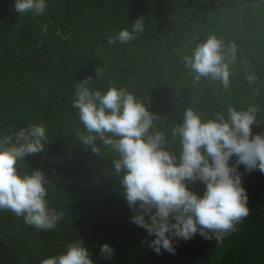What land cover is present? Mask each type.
Instances as JSON below:
<instances>
[{
    "label": "trees",
    "instance_id": "obj_1",
    "mask_svg": "<svg viewBox=\"0 0 264 264\" xmlns=\"http://www.w3.org/2000/svg\"><path fill=\"white\" fill-rule=\"evenodd\" d=\"M138 19L144 27L134 39L109 43ZM210 36L226 53L235 45L227 88L210 77L194 82L185 67L184 58ZM85 82L102 94L123 88L142 101L158 116L154 130L170 151H179L171 130L187 109L208 120L226 118L229 107L254 106L251 132L264 136V0H47L39 16L0 0V138L34 124L46 128L43 151L17 161V170L44 173L48 205L62 216L54 229L41 230L0 210V264H41L76 240L94 264H264V173L242 165L250 212L237 231L220 244L199 234L176 241L175 254L148 247L152 237L131 222L113 172L117 153L99 139L93 153L79 138L85 130L72 103ZM188 187L202 192L198 182ZM103 244L114 249L109 259Z\"/></svg>",
    "mask_w": 264,
    "mask_h": 264
},
{
    "label": "clouds",
    "instance_id": "obj_2",
    "mask_svg": "<svg viewBox=\"0 0 264 264\" xmlns=\"http://www.w3.org/2000/svg\"><path fill=\"white\" fill-rule=\"evenodd\" d=\"M46 7L47 0H14L19 14L39 16ZM143 27V19H138L131 31L122 29L109 43L130 41ZM224 47L223 41L210 36L184 58L185 67L194 73V82L210 77L225 88L229 86L227 56L235 55V45H229L227 53ZM72 106L85 130L79 136L81 142L99 154L95 143L99 139L117 153L113 172L120 178L126 203L133 211L131 222L152 237L147 244L155 254H175L176 241H187L197 234L220 244L248 217V195L238 166H244L245 172L258 169L264 173V136L251 132L256 121L254 106L246 110L229 107L226 118L219 115L208 120L187 109L181 124L171 130L173 140L179 141L178 152L170 151L167 137L154 130L158 116L123 88L111 87L102 94L90 89L87 82L79 84ZM46 139L42 124L21 128L14 137L0 138V210L22 216L27 224L41 230L54 229L62 216L48 205L44 173L34 170L21 175L17 161L42 152ZM197 182L202 192L188 187ZM100 252L109 259L114 249L103 244ZM41 264L94 261L83 241L76 240Z\"/></svg>",
    "mask_w": 264,
    "mask_h": 264
}]
</instances>
